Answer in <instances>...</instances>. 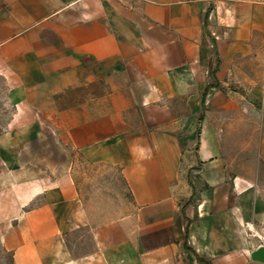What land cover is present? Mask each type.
Segmentation results:
<instances>
[{
    "label": "crops",
    "instance_id": "0c3cea01",
    "mask_svg": "<svg viewBox=\"0 0 264 264\" xmlns=\"http://www.w3.org/2000/svg\"><path fill=\"white\" fill-rule=\"evenodd\" d=\"M0 92L11 264H264V0H0Z\"/></svg>",
    "mask_w": 264,
    "mask_h": 264
},
{
    "label": "rangeland",
    "instance_id": "374dc122",
    "mask_svg": "<svg viewBox=\"0 0 264 264\" xmlns=\"http://www.w3.org/2000/svg\"><path fill=\"white\" fill-rule=\"evenodd\" d=\"M241 87V85L238 83L237 84V98H246V95L244 94V92L248 93L249 92L247 90H240L239 88ZM1 93V92H0ZM50 147V145H49ZM194 151V150H193ZM77 163L79 166V173L83 174V171L85 172L88 168H89V164H87L82 158L78 157L77 158ZM116 173V172H114ZM187 182H189V185H191L193 187V196L195 197L196 194H199L202 187H204V184L201 182L200 178H199V174H198V170H189L188 171V175H187ZM118 184V187L120 186L119 181L115 180L113 177L111 178L109 176V181H108V185L109 187L107 188V191L109 193V202L111 201V196L116 198L118 200L119 195L116 193V188L113 186L112 184ZM123 191H124V196L128 197L129 192L127 191L126 186H123ZM192 197V196H191ZM7 205V204H2L0 203V211L3 210V206ZM14 209H12L11 204H9V208H7V211L4 209V212L6 213L5 215L7 216L9 211H13ZM1 215H3V213H0ZM5 220H7V222H9V218L7 219L6 217L0 218V222L5 223ZM84 228H80L77 232H75V236L71 237L72 238V244L74 246H78L79 244H83L84 242H86L88 240V234H85L84 232ZM88 232V231H87ZM0 264H11V254L2 249L0 247Z\"/></svg>",
    "mask_w": 264,
    "mask_h": 264
},
{
    "label": "built area",
    "instance_id": "2783aa9c",
    "mask_svg": "<svg viewBox=\"0 0 264 264\" xmlns=\"http://www.w3.org/2000/svg\"><path fill=\"white\" fill-rule=\"evenodd\" d=\"M210 3H214V4H216L218 1L220 2V1H223V0H208Z\"/></svg>",
    "mask_w": 264,
    "mask_h": 264
},
{
    "label": "trees",
    "instance_id": "16d2710c",
    "mask_svg": "<svg viewBox=\"0 0 264 264\" xmlns=\"http://www.w3.org/2000/svg\"><path fill=\"white\" fill-rule=\"evenodd\" d=\"M198 170V169H197Z\"/></svg>",
    "mask_w": 264,
    "mask_h": 264
}]
</instances>
